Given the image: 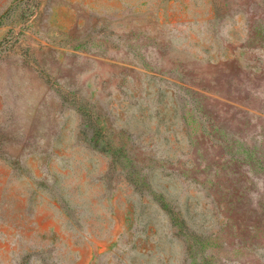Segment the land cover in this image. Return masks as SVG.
I'll return each mask as SVG.
<instances>
[{
    "label": "rangeland",
    "instance_id": "1",
    "mask_svg": "<svg viewBox=\"0 0 264 264\" xmlns=\"http://www.w3.org/2000/svg\"><path fill=\"white\" fill-rule=\"evenodd\" d=\"M0 264H264V0H0Z\"/></svg>",
    "mask_w": 264,
    "mask_h": 264
}]
</instances>
